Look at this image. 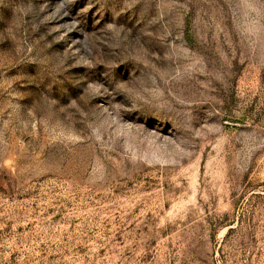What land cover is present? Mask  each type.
I'll list each match as a JSON object with an SVG mask.
<instances>
[{
	"label": "rangeland",
	"instance_id": "374dc122",
	"mask_svg": "<svg viewBox=\"0 0 264 264\" xmlns=\"http://www.w3.org/2000/svg\"><path fill=\"white\" fill-rule=\"evenodd\" d=\"M0 264H264V0H0Z\"/></svg>",
	"mask_w": 264,
	"mask_h": 264
}]
</instances>
